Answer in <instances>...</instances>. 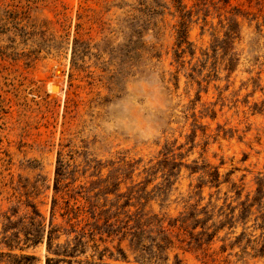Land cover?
<instances>
[{"label":"rangeland","instance_id":"obj_1","mask_svg":"<svg viewBox=\"0 0 264 264\" xmlns=\"http://www.w3.org/2000/svg\"><path fill=\"white\" fill-rule=\"evenodd\" d=\"M258 185L264 0H0V264H264V195L179 220Z\"/></svg>","mask_w":264,"mask_h":264},{"label":"trees","instance_id":"obj_2","mask_svg":"<svg viewBox=\"0 0 264 264\" xmlns=\"http://www.w3.org/2000/svg\"><path fill=\"white\" fill-rule=\"evenodd\" d=\"M232 33H234V32H231V34ZM231 34H229L227 32L226 37L230 38ZM175 40H176L175 41L176 49L174 50V57L176 58V60H179V58L182 56V54L185 52L186 49H188L189 52L191 54H193L191 43L187 40L186 29L183 26V23H180L179 28L176 30ZM183 45H185V46H183ZM225 65H226L227 69L231 70L232 67L234 66V59L232 57H229ZM172 168L173 167H170L169 170L165 174L167 177L165 179L167 184L169 183L170 176L173 174ZM209 176L211 177L209 182H211V183L218 182V172L217 171L210 172ZM199 187H200V185H199ZM263 195H264V192L262 191V189L258 185V187L256 189V194L250 200L248 198H246L245 200L238 202L239 210H238L237 216L234 215L235 207L228 206L229 212H226L224 214V220L220 221L219 224H217V225H214V223H213L212 225L214 226V228L211 232L207 231L209 227L206 225L207 221L211 218V215L208 213L205 206H203L199 210H197L196 207L191 205L190 211L187 212L186 214H184L182 217H180L179 220L182 224L189 221V225H190L191 229H195L197 226H200L201 230L199 232H197L195 234H193L191 232L190 234H191L192 238L195 240V242H199L200 239L202 237H204L205 241H207V243H208L209 241L212 240L216 231L218 229H220L221 227H223V225L226 222H228L229 225L231 226L234 223L235 217H236V219L245 220L246 217L248 216V214H250L251 208L254 206L255 203H257L258 206L260 207V204H261L260 199L263 197ZM31 206L33 207V213L38 215V212L36 211L34 206L33 205H31ZM219 211H221V209ZM199 214H203V216L198 217ZM261 218L263 221L264 220V212L261 213ZM31 224H33V223H31ZM40 225L41 224L38 223V227H40ZM48 226H49V229L47 231V243L49 244V243H51L52 235L54 233H56L58 231V229H57V227L52 226L51 223H49ZM27 235H28V233H27ZM33 236H35V235H33ZM242 236H243V233H241L239 236H237L234 240V243L239 242V240ZM37 239H38V237H35V239H33V241H36ZM129 243L133 247L134 250H139L140 253H143L144 251H150V249H151L148 245L143 244V231L140 229L139 223H136L135 229L133 231H130ZM263 246H264V244L262 245V247ZM262 247L258 251H262ZM156 248L157 249H156V251H154V256H156V258H159L161 256V249L163 248V246L157 244ZM24 258L32 259L33 257L25 256ZM45 264H54L53 259L52 258H46Z\"/></svg>","mask_w":264,"mask_h":264},{"label":"bare ground","instance_id":"obj_3","mask_svg":"<svg viewBox=\"0 0 264 264\" xmlns=\"http://www.w3.org/2000/svg\"><path fill=\"white\" fill-rule=\"evenodd\" d=\"M51 86V84H50ZM53 87V89H57V85L54 84V86L52 85L51 88ZM59 88V87H58Z\"/></svg>","mask_w":264,"mask_h":264},{"label":"water","instance_id":"obj_4","mask_svg":"<svg viewBox=\"0 0 264 264\" xmlns=\"http://www.w3.org/2000/svg\"><path fill=\"white\" fill-rule=\"evenodd\" d=\"M52 89H53V87H52Z\"/></svg>","mask_w":264,"mask_h":264}]
</instances>
